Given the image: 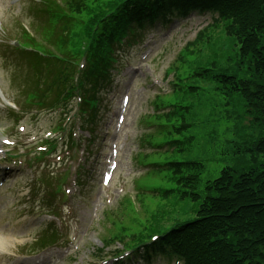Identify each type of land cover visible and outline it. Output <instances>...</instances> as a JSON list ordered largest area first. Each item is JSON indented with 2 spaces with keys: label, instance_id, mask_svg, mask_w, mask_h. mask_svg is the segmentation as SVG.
<instances>
[{
  "label": "rangeland",
  "instance_id": "rangeland-1",
  "mask_svg": "<svg viewBox=\"0 0 264 264\" xmlns=\"http://www.w3.org/2000/svg\"><path fill=\"white\" fill-rule=\"evenodd\" d=\"M29 8L30 4L25 0H0L1 44L11 42L19 30V24L28 23L31 19ZM210 21L209 14L190 13L187 17L173 18L166 23L156 22L144 33L142 44L125 48L122 56L119 54V71L112 90L102 97L93 148L88 161L84 162L88 170L86 187L66 200L57 195L53 206L57 217L48 215V208L43 206L44 193L39 192L43 187L37 181L43 173L61 170L69 164L73 169L77 168L75 158L78 153L72 156L73 159L65 156L59 143L56 154L36 159L34 151L37 142L58 121L59 115L52 111L25 114L16 122L15 118H9L0 99V170L9 168L0 171V177H6L0 187V264H96L98 260L95 255L97 249L102 247L101 238L112 234L117 228L112 221L108 223L104 212L110 210L126 191L134 196L138 194V180L143 178H140L143 172L135 161V158L139 161L136 153L140 150L144 134L158 136L155 130L158 131L159 127L152 124L150 128L153 120L149 116L154 111L156 96L170 92L167 72L178 67L185 73L191 68V65L185 66L186 63L180 62L179 53L194 66L244 77L245 66L236 65V47L231 45L230 38L221 28L211 32L209 41L205 38L198 43L193 55L183 53L185 46L195 40L197 32ZM5 50L6 46L0 45V91L11 93L15 92L12 84L18 58ZM185 85L191 86L190 83ZM187 90L184 93V88V91L169 93L165 97L186 108L180 113L190 124L189 133L193 140L186 150L176 151L172 158L203 164L198 189L201 191L206 181L218 177L224 167L238 172L258 168L264 158L253 149L252 142L264 136V131L258 127H248L250 121L244 117L245 109L237 97L222 96L209 87L197 94L189 88ZM124 94L130 100L125 110V120L118 127L116 118ZM19 125H24L25 130L18 131ZM184 134L187 135L186 131ZM3 138L15 143L13 147L19 149V153H24L23 159L14 156L15 160L10 163L1 160L3 152L11 149L3 145ZM113 149L117 150V167L109 186L105 187L101 184V173L106 169ZM59 157L61 162L55 164ZM132 170L134 174L129 176ZM121 188H125V192L120 194ZM31 189L35 194L30 197ZM71 190L73 194L74 189ZM50 221L55 222L61 241L40 252L31 251L33 240ZM108 225H112V229H108ZM152 264H166V259L157 258Z\"/></svg>",
  "mask_w": 264,
  "mask_h": 264
},
{
  "label": "trees",
  "instance_id": "trees-1",
  "mask_svg": "<svg viewBox=\"0 0 264 264\" xmlns=\"http://www.w3.org/2000/svg\"><path fill=\"white\" fill-rule=\"evenodd\" d=\"M41 3L37 10L47 18L41 41L62 55L51 57L64 65L48 86L55 93L53 105L83 90L87 96L81 111H89L87 115L93 121L95 95L109 82L112 43L134 21L141 27L149 17L172 9L182 14L188 8H205L218 14L217 23L210 26L221 27L230 38L236 47V65L245 66L244 77L194 66L184 79L194 85L191 87L196 93L208 86L221 95L236 96L252 123L264 131V0H66L63 6ZM210 34V30L198 33L191 46L205 38L209 41ZM25 43L42 48L28 35ZM79 57L86 62L80 69L76 68ZM90 79L91 88L85 90ZM36 91L37 87L26 97L41 105L45 92L37 95ZM154 121L159 122L163 136L171 138L164 143L166 151L185 150L191 142L190 137L181 138L189 125L179 109L169 110ZM252 147L264 158V136L256 138ZM156 163L151 165L158 169L152 170L157 174L142 180L135 198L124 197L118 202V213L111 218L117 228L104 239L105 245L119 242L123 249L144 255L159 250L180 264H264V161L258 168L240 172L224 167L218 177L204 183L201 191L202 163ZM112 227L108 225V229ZM153 235H157L156 240L149 242Z\"/></svg>",
  "mask_w": 264,
  "mask_h": 264
},
{
  "label": "bare ground",
  "instance_id": "bare-ground-1",
  "mask_svg": "<svg viewBox=\"0 0 264 264\" xmlns=\"http://www.w3.org/2000/svg\"><path fill=\"white\" fill-rule=\"evenodd\" d=\"M251 119L250 117H248V120Z\"/></svg>",
  "mask_w": 264,
  "mask_h": 264
},
{
  "label": "snow or ice",
  "instance_id": "snow-or-ice-1",
  "mask_svg": "<svg viewBox=\"0 0 264 264\" xmlns=\"http://www.w3.org/2000/svg\"><path fill=\"white\" fill-rule=\"evenodd\" d=\"M153 239H155V237H153Z\"/></svg>",
  "mask_w": 264,
  "mask_h": 264
}]
</instances>
